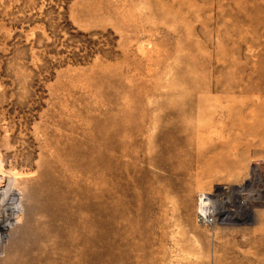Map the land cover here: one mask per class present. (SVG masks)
Returning <instances> with one entry per match:
<instances>
[{
    "label": "rangeland",
    "instance_id": "374dc122",
    "mask_svg": "<svg viewBox=\"0 0 264 264\" xmlns=\"http://www.w3.org/2000/svg\"><path fill=\"white\" fill-rule=\"evenodd\" d=\"M255 163L264 0H0V264H264Z\"/></svg>",
    "mask_w": 264,
    "mask_h": 264
},
{
    "label": "bare ground",
    "instance_id": "6f19581e",
    "mask_svg": "<svg viewBox=\"0 0 264 264\" xmlns=\"http://www.w3.org/2000/svg\"><path fill=\"white\" fill-rule=\"evenodd\" d=\"M261 166H262L261 164L255 163L253 165V167L251 168V170L248 171V179H246L247 183L239 185V186L238 185L233 186L232 189L233 190H236V189L237 190H243L245 188V186L247 187V185H250V184L253 185L254 182H257V180L259 181V179L262 177V173L264 174V172L261 173V170H262ZM260 182H261V180H260ZM253 193H255V192H253ZM256 195L257 194H255V196ZM244 196L242 198L241 195H239V194L235 195V197L233 198V201H232V205H234L236 207V209H232L231 207L226 208V206L224 205L225 202L222 200L220 201L218 206L214 207V205H212V203H214L215 198L223 197V196L220 193L214 194V195L206 193L205 198L201 199L200 210H201V212L204 213V211H203L204 209H207V210L209 209V212H212L214 217H216L215 221L218 220V217L216 215H218L222 221H224V220L233 221V220L237 219L238 217L251 216V214H252L251 209L253 208L252 205H254L251 203L253 201L251 200L250 197L246 196V198H244Z\"/></svg>",
    "mask_w": 264,
    "mask_h": 264
},
{
    "label": "built area",
    "instance_id": "2783aa9c",
    "mask_svg": "<svg viewBox=\"0 0 264 264\" xmlns=\"http://www.w3.org/2000/svg\"><path fill=\"white\" fill-rule=\"evenodd\" d=\"M209 194V193H208ZM206 192H201L198 197V208H197V220L205 224H213L216 220L212 212H209V209H204V213L200 210L201 199L205 198ZM208 208V207H207Z\"/></svg>",
    "mask_w": 264,
    "mask_h": 264
}]
</instances>
